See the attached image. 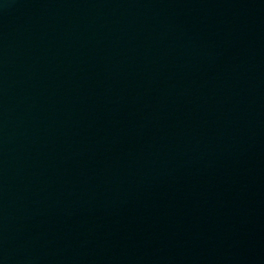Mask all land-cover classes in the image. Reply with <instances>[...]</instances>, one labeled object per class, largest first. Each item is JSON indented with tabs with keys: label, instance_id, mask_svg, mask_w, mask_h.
<instances>
[{
	"label": "water",
	"instance_id": "water-1",
	"mask_svg": "<svg viewBox=\"0 0 264 264\" xmlns=\"http://www.w3.org/2000/svg\"><path fill=\"white\" fill-rule=\"evenodd\" d=\"M0 264H264V0H0Z\"/></svg>",
	"mask_w": 264,
	"mask_h": 264
}]
</instances>
